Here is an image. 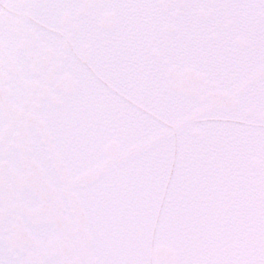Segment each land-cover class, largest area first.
I'll list each match as a JSON object with an SVG mask.
<instances>
[{
	"label": "snow or ice",
	"instance_id": "obj_1",
	"mask_svg": "<svg viewBox=\"0 0 264 264\" xmlns=\"http://www.w3.org/2000/svg\"><path fill=\"white\" fill-rule=\"evenodd\" d=\"M0 264H264V0H0Z\"/></svg>",
	"mask_w": 264,
	"mask_h": 264
}]
</instances>
